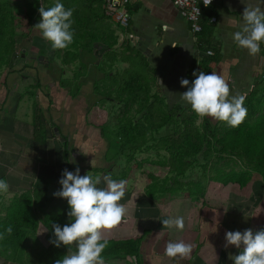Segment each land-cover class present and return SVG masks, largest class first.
Segmentation results:
<instances>
[{
    "label": "crops",
    "instance_id": "obj_1",
    "mask_svg": "<svg viewBox=\"0 0 264 264\" xmlns=\"http://www.w3.org/2000/svg\"><path fill=\"white\" fill-rule=\"evenodd\" d=\"M39 4L42 6V0ZM244 7L242 0H214L207 8L208 20L204 26L207 35L203 46L216 48L220 56L219 61L212 65L211 72L225 77L232 96L243 95L252 81L264 72L261 48L259 54L250 56L246 49L240 48L232 39L233 34L243 26ZM125 11L131 20L127 28H122L106 16L103 4L106 23L110 24L118 38L115 48L127 49L126 54L138 52L145 58L155 71L156 87L168 104L186 103L180 95L187 88L181 87L180 81L187 79L191 84L194 63L203 55L198 51L196 36L191 33L188 22L172 4V0H132L125 6ZM211 18L215 21L210 22ZM40 21L41 17L33 25ZM33 25L27 37L16 38L10 65L0 73V179L9 185L8 198L36 190L46 191L48 197L58 199L53 194L61 189L58 181L62 178L59 169L65 165L64 151L67 152L71 172L79 168L81 176L87 173L99 175L101 183L98 187L105 188L103 177L108 174L103 171L111 162L106 160L107 143L102 137L101 128L107 119L99 123L89 119L90 111L101 101L94 93V85L103 75L93 66L98 63L96 58L102 55L105 47L96 44L93 52L81 53L80 61L86 66V75L81 77L80 88L74 96L69 87H60L58 76L54 74L60 70L57 69L59 62L53 61V49L47 41H42L40 31ZM27 50L37 60L31 66L23 61V57L28 55ZM24 67L31 71L27 76L22 75ZM29 77H32L31 80ZM32 85L36 90L28 93H31L34 106L40 110L45 126V137L39 141L34 140L33 126L26 112V116L21 117L26 122L16 119V111L23 99L19 90L22 88V93H27V88H33ZM250 184H253L252 180L247 186ZM211 185L221 186L209 183L206 194L214 188ZM229 186L237 185L225 187ZM258 188L257 183L253 194L246 199L247 203H238L235 208L215 210L205 207L204 199L200 200L205 209L198 214L192 211L195 201L187 197H174L155 205L143 191L129 190L120 201L127 208V215L105 238L111 240L141 236L138 257L107 258L104 259L105 264H233V257L242 251L243 245L240 249L231 245L226 248L225 234L230 231L242 233L247 229L254 232L253 224L240 226L235 221L242 219L240 215L245 208L249 209L253 204L252 196L257 201V194H254ZM176 217L184 218L185 227L182 231L175 227H163L161 222L164 219ZM181 240L193 245L191 258H167L164 255L166 244Z\"/></svg>",
    "mask_w": 264,
    "mask_h": 264
},
{
    "label": "trees",
    "instance_id": "obj_2",
    "mask_svg": "<svg viewBox=\"0 0 264 264\" xmlns=\"http://www.w3.org/2000/svg\"><path fill=\"white\" fill-rule=\"evenodd\" d=\"M56 2L42 0V6L48 9ZM59 2L66 9H74V38L67 48L53 50V61L57 59L65 67L79 61L82 52H93L96 44L105 47L97 59V69L103 78L95 83L94 93L120 111L116 115L109 113L101 128L107 143L106 160L111 162L103 172L113 180L126 181L125 192L129 191V184L136 175L144 183V195L158 204L179 196L193 201L203 200L209 183L245 188L254 174L264 185V72L243 94L247 116L242 124L229 127L226 123L212 122L208 117L200 122L190 105L170 106L166 102L156 87L155 71L140 53H116L118 38L106 23L102 0ZM39 3L40 0H0V73L10 65L16 38L27 37L33 22L40 19ZM20 15L23 16L18 19ZM207 20L206 8L202 10V31L195 35L198 51L203 55L193 68L194 72L210 74L212 65L220 56L216 48L202 44L207 35L204 28ZM26 26L29 27L26 34L18 31ZM260 48L264 56V43ZM207 50L212 51L211 56L204 54ZM123 51L128 50L124 48ZM65 56L70 58L64 59ZM126 62L130 65L128 69H116V63ZM191 78L192 81L195 79L193 73ZM104 79L106 82L102 81ZM74 84L72 95L75 96L80 81ZM59 85L63 86L61 80ZM31 124L34 140L44 138L45 126L36 106ZM142 154L145 156L137 159ZM64 158L65 165L59 171L63 173L67 169L71 172L66 151ZM69 211L65 199L50 198L46 191L14 194L7 201L0 196V233L5 235L0 240V264H55L67 254L68 248L50 243L55 239L52 225L63 227L70 224ZM9 226L13 230L11 235L5 232ZM141 238L108 240L103 259L137 258ZM72 251H75L74 247Z\"/></svg>",
    "mask_w": 264,
    "mask_h": 264
},
{
    "label": "clouds",
    "instance_id": "obj_3",
    "mask_svg": "<svg viewBox=\"0 0 264 264\" xmlns=\"http://www.w3.org/2000/svg\"><path fill=\"white\" fill-rule=\"evenodd\" d=\"M116 0H114V3ZM212 0H203L205 6ZM245 7L242 14L243 26L236 31L232 39L242 49H246L250 56L260 52V45L264 43V0H242ZM41 21L34 26L47 41L53 50H63L73 43L74 23L72 16L74 9H66L57 0L53 7L39 9ZM199 14V9H195ZM195 79H181V87L187 88L181 99L190 105L192 111L198 116L200 122L205 117L226 123L229 127H238L247 116L244 107V95H230V86L225 77L217 72L205 74L193 72ZM159 82V81H158ZM160 84V82H159ZM103 181L105 188H100L99 175L93 177L87 173L80 175L79 168L74 172L65 169L62 178L58 181L60 191L54 193L55 197L65 199L70 211L67 213L70 224L63 227L53 224L52 230L55 239L51 240L55 247L61 245L68 248V254L57 260L55 264H105L102 253L108 246L106 234L119 225L127 215V208L120 203L125 195L126 181L113 180L105 175ZM9 194L8 183L0 179V195ZM163 227L182 231L185 227L183 217L166 218ZM9 226L5 232L12 234ZM5 238L0 233V240ZM225 247L235 246L242 251L233 257V264H264V230L253 233L251 229L244 232H227L225 234ZM73 247L75 251H72ZM193 245L184 241L168 242L164 255L169 259L185 260L191 258Z\"/></svg>",
    "mask_w": 264,
    "mask_h": 264
},
{
    "label": "rangeland",
    "instance_id": "obj_4",
    "mask_svg": "<svg viewBox=\"0 0 264 264\" xmlns=\"http://www.w3.org/2000/svg\"><path fill=\"white\" fill-rule=\"evenodd\" d=\"M33 26H35V25H33ZM18 31L26 34L29 31V27H27V26L22 27V28L20 27L18 29ZM42 41L44 42L45 40L42 38ZM27 51H28V55L23 57V61L27 66H31V65H33V63H36L37 60L36 59L34 60V56H33L34 54L33 53H31L29 50H27ZM116 53L118 55H119V53H122V54L124 53L123 55H127L125 53V51L121 50V47L120 48L116 47ZM55 55H56V53H55ZM81 57L82 56H80V59H82ZM69 58H70L69 56H65L64 59H69ZM95 58H96V56H95ZM58 59H59V57H58ZM80 59H79V61H77L71 65L69 64L67 67L61 66L60 62L58 61L59 66L57 67V69H60V70L56 71L54 73V74H57L59 83L61 80V83L63 85L61 87L62 88L69 87L71 93L74 92L73 91V89L75 87L74 83H76L78 80L80 81L81 77L83 75H86L85 74L86 73V66L84 64H82V66H81ZM96 59H99V57ZM54 60L56 61L57 59H54ZM101 64H105V63L101 62ZM105 66H106V70H107V65H105ZM93 67H94V69L97 70V64L94 65ZM129 67H130V65L127 62L122 63V64L116 63V69H118L119 71L121 70V68L128 69ZM25 68L26 67H24L23 71H22L23 76H27L28 74L31 73V71H28ZM87 68H88V66H87ZM114 70H115V68L113 69V71ZM79 72H80V75H79ZM30 78H32V77H29V80H31ZM29 80L27 78L28 82H29ZM102 81L106 82L105 79ZM33 85H32V87H33ZM101 85L102 84H100V86ZM32 90L35 91L36 88H34V87L31 89L27 88V90H26L27 93H25V92L22 93L23 92L22 88L19 90V93L23 97V99L20 101L18 109L16 111V119H18V120L22 119L23 121L26 122V119L24 117L21 118L23 115H25V112H26L27 115L30 116V122L32 123V117L34 115V107L35 106H34V101L32 99L31 93L30 94L28 93V91H32ZM169 105L172 106L174 104L169 103ZM181 105L187 106L188 104L184 103ZM112 108H113V111L111 112ZM119 111H120V108L116 107L115 105H114V107H111L110 102L101 100V101H99V104L96 105V107L90 111L89 119L95 120L96 123H99L104 119L108 120L109 113L116 115ZM211 121L215 122L216 120L211 119ZM108 156L110 157L111 154L109 153ZM144 156L145 155L142 154V155L138 156L137 159H141ZM106 166H107V168H109L110 165H106ZM93 177H95V176L93 175ZM252 181H253V184H250L249 186H247L243 190L239 189L237 186H229V187L224 188V187H221L218 185L212 186L213 185L212 184L211 187H214V188H212L209 191V193L205 195V198H204L205 207H210L211 209L217 208V209L221 210V209H224L227 207L235 208L236 206H238V203H241V202L246 204L247 203L246 199L249 198L253 194L254 185H256L258 183L259 188L256 189L257 191H255V194H254V195L257 194L256 195L258 197L257 201H255L254 196H252L251 202L253 204H251L249 209L245 208V211L243 212V214L240 215L242 217V219L240 218V219L236 220L235 223L240 224V226H244L247 223L253 224L254 225V232L253 233L262 230V227L264 226V186H262V184L259 180V177L256 174L253 175ZM143 187H144L143 181L138 177V175H136V179L134 181H131L130 186L128 188H129V190L134 189V190H138V191H143ZM0 196H1V198L4 197V201H7V199L10 198V197L8 198V195H0ZM243 196L245 197V199H243V200L240 199ZM154 204L156 205L158 203L154 202ZM205 207L201 201H195V203L192 204V208H193L192 211L194 214H196V213L198 214V212L205 209ZM235 216H236V214H235ZM208 217H210V215H208ZM233 219H235V218H233ZM222 220L223 219L221 218L220 221H222ZM224 222H225V220H224ZM5 264H7V262Z\"/></svg>",
    "mask_w": 264,
    "mask_h": 264
},
{
    "label": "built area",
    "instance_id": "obj_5",
    "mask_svg": "<svg viewBox=\"0 0 264 264\" xmlns=\"http://www.w3.org/2000/svg\"><path fill=\"white\" fill-rule=\"evenodd\" d=\"M104 3L105 14L114 23L122 28H127L129 26L131 17L125 11V6L128 5L132 0H102ZM211 4L205 6L203 0H172V4L180 11L181 16L188 22L191 33L195 36L202 31L201 27V16L202 10L210 7ZM199 9V14L195 9ZM215 19L211 18L210 22H214ZM206 56H211L212 51L207 50L204 53Z\"/></svg>",
    "mask_w": 264,
    "mask_h": 264
},
{
    "label": "water",
    "instance_id": "obj_6",
    "mask_svg": "<svg viewBox=\"0 0 264 264\" xmlns=\"http://www.w3.org/2000/svg\"><path fill=\"white\" fill-rule=\"evenodd\" d=\"M40 58H41V57H40ZM40 58H39L38 60H41Z\"/></svg>",
    "mask_w": 264,
    "mask_h": 264
}]
</instances>
